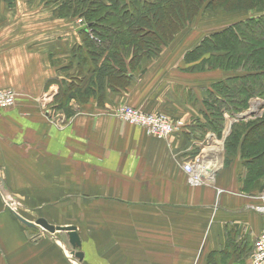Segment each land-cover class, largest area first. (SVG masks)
I'll return each mask as SVG.
<instances>
[{
    "label": "crops",
    "instance_id": "crops-1",
    "mask_svg": "<svg viewBox=\"0 0 264 264\" xmlns=\"http://www.w3.org/2000/svg\"><path fill=\"white\" fill-rule=\"evenodd\" d=\"M39 7L0 0V90L16 94L13 109L0 111V264H74L67 234L60 247L16 215L76 227L84 264H248L264 175L249 179L241 142L232 149L226 139L255 119H227L220 137L196 127L211 116V102L196 108V90L204 98L217 79L196 72L185 48L143 58L126 87L70 104L71 116L50 115L58 58L66 62L74 32ZM125 104L184 128L149 137L116 117ZM195 156L200 183L189 185L183 165Z\"/></svg>",
    "mask_w": 264,
    "mask_h": 264
},
{
    "label": "trees",
    "instance_id": "trees-1",
    "mask_svg": "<svg viewBox=\"0 0 264 264\" xmlns=\"http://www.w3.org/2000/svg\"><path fill=\"white\" fill-rule=\"evenodd\" d=\"M50 3L53 0H46ZM56 1V0H54ZM58 1V0H57ZM258 0H65L64 12L57 13L54 10L56 17H70L77 14L85 19L87 18L90 24V30L97 26L101 29L100 38H104L111 49L108 56L105 57L97 68V61L100 53L103 50V45H97L98 41H92L89 37L83 36V45L79 46V54L82 64L88 66V69L94 74L91 81V87L87 89L88 95L93 96L95 91L101 93L105 86L113 89L120 88L121 85L126 87L128 82L133 78L136 67L139 68V62L145 57L152 55V50L148 53L143 52L147 45L154 44L153 47L159 53L160 47L172 42L174 36L181 31L185 25L193 20L196 15L202 10H221L229 12L232 10H248L256 7ZM263 5V3L261 4ZM264 17L251 19L231 25L222 31L215 32L205 37L197 47L193 48L190 54L193 57L202 56L208 53H229L224 54V57L218 59L220 63H232L233 66H244L247 64L245 53H251L249 60L256 65V59L261 54H264ZM249 27V28H248ZM253 32L247 36L244 33ZM86 30L84 33L87 34ZM263 33L262 34H260ZM83 34V32L81 33ZM261 35V36H260ZM244 36V37H242ZM241 39V40H240ZM243 40L247 42H243ZM119 45V46H118ZM120 45L123 51L120 49ZM131 51V53H130ZM235 52L236 58L230 55V52ZM76 51L71 49L69 64L72 63V58L77 57ZM124 53V54H123ZM142 53V54H141ZM141 54V55H140ZM242 54V55H241ZM132 55L136 61L129 63L131 72L127 74L126 66L122 57ZM156 54H154L155 56ZM197 55V56H196ZM89 56H92L91 59ZM189 56V55H188ZM78 58V57H77ZM100 59V58H99ZM67 60V59H66ZM137 60H140L139 62ZM138 63V66H135ZM66 65V64H65ZM72 67V65H70ZM64 68V67H63ZM65 67L63 70L66 71ZM253 68V67H252ZM238 82L230 87L224 86V90L219 89V94L224 93L225 98L218 104L217 99L212 101L210 106V125L215 135L220 137V132L224 127V119L216 111L218 106L224 107L229 111L230 115L238 112L247 105L249 97L254 95L256 90L264 89V75L254 74L247 77L238 78ZM254 79L253 82H245V80ZM235 82V79L232 80ZM52 81H48V84ZM60 81H55V83ZM121 84V85H120ZM120 85V86H119ZM60 89L58 98L60 102H56L55 109L71 116L73 113L66 101L67 89ZM96 88V89H95ZM212 91L210 92V94ZM212 98V94L210 96ZM87 101V100H86ZM215 102V103H213ZM216 104V105H215ZM217 106V107H216ZM219 109V108H218ZM201 128L200 131L207 129L205 126H196ZM209 128V129H210ZM199 130V129H198ZM241 142L242 156L246 157L247 176L261 177L264 175V117L248 121L246 123L234 124L231 128V133L226 139V146L236 148Z\"/></svg>",
    "mask_w": 264,
    "mask_h": 264
},
{
    "label": "rangeland",
    "instance_id": "rangeland-1",
    "mask_svg": "<svg viewBox=\"0 0 264 264\" xmlns=\"http://www.w3.org/2000/svg\"><path fill=\"white\" fill-rule=\"evenodd\" d=\"M12 1H14V0H12ZM22 1L24 3H22ZM22 1L18 0V2L20 4H23V5L26 4V5H32V6L35 5L37 7L40 6L39 8L41 10H42V8L52 7L54 10L57 9L56 11L59 14H62L64 12V8L67 7V6L64 7V4H62L64 0H58V1L53 0L49 4L46 3L47 2L46 0H22ZM34 1H36L37 4H35ZM65 2H67V0H65ZM256 3H257L256 7L248 9V10H232L229 12H224V11H221L218 9L217 10L202 9L198 13V15H196V17L193 20L188 22L185 25V27L174 36V39L172 42H169L167 45H165V46L163 45V47H160L159 54L163 50H165L166 52H169V51L173 52L174 50L181 49V48L190 49V52H191L193 49L192 48L193 46L196 45V47H197L199 45V43L205 37H207V36H209L215 32L222 31L223 29H225L231 25H234L236 23L242 22V21L251 20V19L253 20L256 18L264 17V0H258ZM262 3H263V5H261ZM67 4H68V2H67ZM44 11H47V10L45 9ZM52 11L53 10L51 9V12ZM79 12L77 14H75L74 16H71L72 20H70V17H65L68 19L67 22H71L73 24L74 37H73L72 49H74L76 51L75 55L78 58L77 57L72 58L73 64H69L70 59H68V58H67L65 63H64V60L62 62L61 59L58 58L59 62L57 61L58 62L57 64L60 65V67H59L60 69L58 70V72H60L61 69H62V71L60 72L61 73L60 75L58 73V77H60V78H57V81H60V85L58 82L56 83L57 84V91H56V94L53 95L51 98V101H53V107H52V110L50 111V115L62 113V112L55 109V104H56V102H58V103L60 102V98H58L59 97L58 96L59 90L61 88L64 89V87L66 85L69 86V87H67V89H69V90H66L68 95L66 96V101H65V102H68V105L74 104V106H75L78 103H82L86 100H91L92 98L96 99V97L100 96V93H97V90L95 91V94L93 96H91L90 94L88 95L87 89L89 87H91V81L93 80L94 74L92 73L91 70L88 69V66L82 64L78 47L83 45L82 38L84 35H85L84 36L85 38L89 37V39L92 41L93 40L98 41L97 45H99V46H102L104 43V45H103L104 48L101 52H99L100 56L98 57L97 61H95L94 67L97 68L102 62H104L105 57L108 56V52L111 49V45H108L104 38H102V39L100 38V36H99V34L101 32L100 28H98L96 26L95 29L93 28L90 30V28H89L90 24L88 23L89 20L87 18L85 19L83 16H81ZM263 26H264V22H263ZM86 30H88L87 34L84 33ZM263 31H264V27H263ZM82 32H83V34H81ZM244 33L247 36H249L253 32H247V30H244ZM260 34L263 35V33H261V32H260ZM242 37H244V36H242ZM243 42H247V41L243 40ZM153 45L154 44L149 43L147 45V47L144 49L143 52H145V53H148L149 51L152 50L151 51L152 55L147 56V54H146V55H144L145 56L144 58L150 59L152 56L154 57V54H157L156 52H158V51L154 49ZM120 49L123 51V48L121 45H120ZM70 51L67 52V57H69ZM190 52L186 51V54L184 55L185 61L188 63L196 62V72L207 73V72L214 71V73L216 74V79H217V82L215 84L214 83L211 84V86H210V88L212 89L211 90L212 91V93H211L212 98H210L211 94L207 89H206L207 91L206 90L204 91V92H206V95L204 96V98L199 96L201 94H199V91L197 93V90H196V108L199 107V104L204 105L205 102H212V101H215V99H217V101H220V102H218V104L220 105V103L225 98V94L224 93L219 94L218 90L221 89V90L225 91L223 89L224 86L230 87V86L236 84L239 80L238 78H240V77H247L249 75H254V74L264 75V54H261L260 56L257 57L256 63H255L256 65H254L252 63V61L249 60V56L251 53H245L246 55H245L244 60L245 59L247 60L246 61L247 64L245 65V67L241 66L242 64L238 65L239 67H236V66H233L232 63H220L217 61L222 56L224 57V54H227V56H228L229 53H217L216 52L213 54L208 53V54H204L202 56L196 55L197 57H195V56L193 57V54H190ZM130 53H131V51H130ZM230 55L231 56L233 55V57H235V58L237 57V56H235L234 51L230 52ZM89 57L91 59L92 56H89ZM62 59H64V58H62ZM122 60H124V66H126V70H130V71H127L126 73L130 74L131 69H130V66H128V64L129 63L132 64L134 62V60L136 61V58L133 57L132 55H130L127 57L126 56L122 57ZM137 61L139 62L140 60H137ZM63 63H64V65H63ZM139 63H140L139 68L136 67V70H138V71L143 67L141 62H139ZM67 64H68V68L66 71H64L63 69L65 67H67ZM70 65H72V67H70ZM135 66H138V63H136ZM62 67H64V68H62ZM234 79H235V82L232 81ZM248 81L253 82L254 79L245 80V82H248ZM121 87L124 88L123 85H121ZM213 103H215V102H213ZM125 105L129 106L127 104H125ZM74 106H73V108H74ZM13 107L10 109L4 110V111L12 110ZM130 107H133V106H130ZM218 108L216 109V111L224 119V122L227 119H229L228 121L232 122L233 119L237 115L249 112L250 109H252V108L257 109V114L252 115L248 118H250V119H256V118L259 119L261 117L263 118L264 117V89L256 90L254 95L249 97V99L247 101V105L245 107H242V109L239 110L238 112L233 113V115H230V113H228L229 111L228 110L226 111L224 107L220 108V106H218ZM4 111H2V112H4ZM71 112L73 113V110H71ZM147 113H157V112H147ZM166 117H168V116H166ZM168 118H169V120L172 121V118H170V117H168ZM229 125L231 126V124H229ZM210 127H207V128L209 129ZM225 128L226 127H225V123H224L223 130L220 132L219 136H222L223 134H225L228 131V129L227 128L225 129ZM209 130L212 131L211 128ZM212 134H216L215 131H212ZM196 158H198V157L195 156L194 161L196 160ZM199 160L200 159H198V161ZM1 192L3 193V186H2ZM13 206L16 208L17 207L19 208V206H17V205H13ZM65 234L66 233H64V232L63 233L58 232V233L53 234L52 237L55 238L57 243H60L61 245H63V244H65V239H67L64 237ZM37 235H38V238L44 237V233L42 231L37 233ZM67 242H68V239H67ZM68 244H69V242H68ZM69 246H70V244H69ZM70 248H71V246H70ZM80 250L81 249L76 250V251H80ZM70 258L72 259L74 264H84L82 262L83 257H82L81 261L74 258L72 255H70Z\"/></svg>",
    "mask_w": 264,
    "mask_h": 264
},
{
    "label": "built area",
    "instance_id": "built-area-1",
    "mask_svg": "<svg viewBox=\"0 0 264 264\" xmlns=\"http://www.w3.org/2000/svg\"><path fill=\"white\" fill-rule=\"evenodd\" d=\"M16 94L14 91L5 89L0 90V111L10 109L14 106ZM115 115L121 121L134 126L153 138L166 139L178 130L184 128L182 121H171L168 117L161 113H147L140 109L120 105L115 110ZM198 158L194 161L188 160L183 165V170L187 175V183L189 185H197L200 183V176L196 173L194 166L198 165ZM3 186V174L0 171V191ZM11 207V206H10ZM13 213L16 207H11ZM256 211L261 215V229L254 240L253 248L249 256L248 264H264V207H256Z\"/></svg>",
    "mask_w": 264,
    "mask_h": 264
},
{
    "label": "water",
    "instance_id": "water-1",
    "mask_svg": "<svg viewBox=\"0 0 264 264\" xmlns=\"http://www.w3.org/2000/svg\"><path fill=\"white\" fill-rule=\"evenodd\" d=\"M256 114H257V109L252 108V109H250L249 112L237 115L234 118V120L232 122H230V124L233 123L234 121L247 119L248 117H250L252 115H256ZM16 218L24 226L42 231L45 235H47L50 238H52L51 236L55 233L65 232L67 234V237H68V242L72 248V251L70 254L74 258H76L80 261L82 260V257H83L82 252L76 251V250H79L81 248V242H80V238L77 234L76 227H74V226L54 227V226L48 224L44 219H37L36 221L31 223V222H28L25 219L21 218L18 215H16ZM58 245L61 247L60 243H58Z\"/></svg>",
    "mask_w": 264,
    "mask_h": 264
}]
</instances>
